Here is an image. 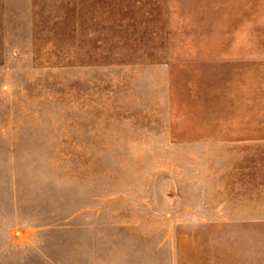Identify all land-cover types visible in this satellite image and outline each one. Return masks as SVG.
I'll list each match as a JSON object with an SVG mask.
<instances>
[{"label":"rangeland","instance_id":"1","mask_svg":"<svg viewBox=\"0 0 264 264\" xmlns=\"http://www.w3.org/2000/svg\"><path fill=\"white\" fill-rule=\"evenodd\" d=\"M263 135L264 0H0V264H241Z\"/></svg>","mask_w":264,"mask_h":264},{"label":"crops","instance_id":"2","mask_svg":"<svg viewBox=\"0 0 264 264\" xmlns=\"http://www.w3.org/2000/svg\"><path fill=\"white\" fill-rule=\"evenodd\" d=\"M253 140L262 146L253 171L256 186L232 199V224L243 227L241 236L234 233L233 237L241 264H255V257L264 258V228H255L264 227V135ZM256 250L262 254L255 256Z\"/></svg>","mask_w":264,"mask_h":264}]
</instances>
